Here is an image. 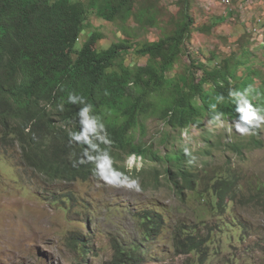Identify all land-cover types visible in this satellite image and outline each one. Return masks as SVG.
Returning <instances> with one entry per match:
<instances>
[{
    "label": "trees",
    "instance_id": "16d2710c",
    "mask_svg": "<svg viewBox=\"0 0 264 264\" xmlns=\"http://www.w3.org/2000/svg\"><path fill=\"white\" fill-rule=\"evenodd\" d=\"M136 3L137 10H134ZM177 4L180 8L179 17L170 18L168 21L174 27L172 31L166 32L164 29L162 37L158 40L146 41L136 49L137 55L150 56L146 65L127 66L125 55L136 47L130 37L99 52L94 46L103 38V34L92 31L75 49L78 56L89 66H81L82 70L78 72V76L87 75L94 80L95 94L101 89H106L128 96H155L156 100L158 97L165 99L168 96L164 102L154 104V108L169 99V87L179 89V86H182L189 89V79L197 77L199 72L203 78H197L203 84L194 87L195 93L206 94L203 85L210 84L211 94L221 99L227 97L233 89L247 87L253 73L258 72L252 70L253 54L246 51L242 53V49L239 55H231L219 65L212 64V59L217 58L216 52L210 54L213 58L208 61L191 55L188 59L189 63L193 60L191 73H185L181 76L184 79L179 85L173 86L175 81L170 73L182 58L184 49L190 50L194 33L201 31L212 35L219 19L217 17L214 24L205 22L200 24L203 27H196L195 0H178ZM92 12L113 23L116 18L127 21L132 17L141 22L143 27L145 24H148V27H162L157 20L159 11L152 0H0V164L4 165L5 160L15 158L12 149L17 146L26 156H30L32 146L49 141L56 143L67 153L85 156V149L70 142V133L65 127L66 124L75 123L71 107L62 102H55L50 108H45L38 99L46 88L42 66L45 65L50 70L58 61L66 63L71 60L70 55L65 52V47H71L72 42L75 45L82 32L91 27L89 15ZM54 42H57V46ZM198 50L202 56L209 53L202 48ZM243 58L250 63L249 66L242 64ZM242 66L250 69V72L241 78L234 76L233 69ZM105 72L109 73V76ZM229 77L234 79V86L228 81ZM258 77L263 79L260 74ZM222 81L226 83L222 85ZM95 102L100 106L97 99ZM99 106H94L95 112L101 114L108 125L107 131L112 140L110 152L115 155V148L122 149L126 145V131L117 127L115 118L107 116ZM169 108L166 104L161 105L153 113H166ZM171 108L175 109L174 106ZM191 121L193 119L187 114L176 111V118L172 123L184 127ZM180 171L186 180L196 183L195 194L200 202L197 211L199 215L210 212L209 214L219 219L230 215L232 220L228 225L235 228L239 225L234 211L237 202L243 206L264 204V178L261 173L248 175L241 164H210L202 170H193L182 165ZM244 180L248 183L245 184ZM69 201L75 202L76 197L66 198L64 204ZM218 212L221 214L217 215ZM153 218L156 220L153 221ZM166 221L164 214H148L147 219H141L139 228L141 231L143 227L144 234L148 237L158 236L172 229L179 253L190 254L184 264H206L216 255L207 245L208 239L198 228L191 229L188 224L174 230ZM149 222L153 224L146 225ZM69 241L73 247H81L84 257L94 250L89 246L90 238L83 232L72 233ZM111 241L114 255L104 264L147 262V257L141 252V246L125 230H118ZM254 250L264 252V246H252L245 253ZM196 255L200 256L198 260L194 259ZM261 256L262 254H259L258 258ZM247 259L254 260V257Z\"/></svg>",
    "mask_w": 264,
    "mask_h": 264
},
{
    "label": "clouds",
    "instance_id": "9594fccd",
    "mask_svg": "<svg viewBox=\"0 0 264 264\" xmlns=\"http://www.w3.org/2000/svg\"><path fill=\"white\" fill-rule=\"evenodd\" d=\"M223 1L228 6L232 2V0ZM15 24L17 25L16 22ZM88 36L90 34L83 31L75 45L72 41L71 47L66 45L65 52L70 55V61L66 63L58 61L50 70L45 65L42 66L46 88L38 99L45 108H50L55 102H62L71 107L75 123L66 124L65 127L70 133V142L85 149V156L79 157L67 153L52 141L36 144L37 150L27 156L31 161L29 166L20 167L13 163V170L18 169L20 179L29 182L33 196H40L53 205L64 207V200L75 198V194L72 192L60 194L59 189L50 188L55 185L73 184L92 179L101 184L96 194L103 195L108 190L113 191L107 200L97 199L98 195H95L96 209L116 211L118 206V218L124 215V211H129L132 220L136 223L134 225L136 233H131L115 220L111 224L113 229L110 233L111 245L113 246L112 236L120 229L125 230L141 246L142 254L147 257V262L144 264L164 261V258H159L156 251H161V242L166 237L170 240V260L177 256H184L185 262L190 256V254L179 253L172 229L153 237L145 235L143 227L140 231L141 219H147L148 214L156 213L164 214L167 224L174 230L188 224L191 225V229L198 228L190 221L193 217H198L199 222L204 223L205 232L200 231L199 228L198 230L205 235L208 239L207 245L216 254L206 264H264V252L258 260H248L243 257L247 249L256 244V238L264 234V223L261 222V218H264V204L251 205L249 222H242L237 211L245 206L237 202L238 205L234 211L239 225L235 228L228 225L232 220L230 215H226L223 219L209 214L210 212L199 215L197 211L200 202L195 194L196 183L186 180L180 171L182 165L193 170H202L210 164L219 166L232 163L236 166L242 164L240 161L246 158L247 152L263 147L264 76L261 71L252 69L258 73H253L247 87L233 89L227 97L221 99L211 94L210 84L203 85L206 94L195 93L194 87L203 83L197 77H191L189 89L182 86H179V89L169 87V93H171L169 99L172 102L167 99L168 102L160 103L154 108V104L164 102L168 96L165 99L158 97L159 99L156 100L155 96H128L106 89H101L95 94L94 80L87 75L78 76L82 67L89 66L78 56L75 49ZM54 43L57 46V42ZM94 49L103 51L99 43L94 46ZM191 55L201 58L200 52L195 55L193 49L187 55H183L180 60L184 62V59ZM146 57L149 60L150 56ZM227 57L223 55L220 62L216 61L217 58L212 59V64L219 65L228 59ZM181 67L182 64L178 62L170 73L172 80L175 81L173 86L179 85L184 79L181 77L185 75L181 73ZM241 68H234L233 75L241 78L250 72L249 69L247 73L240 74ZM106 74L109 76V73ZM259 74L263 79L257 78ZM228 81L234 86L232 77H229ZM225 83V81L221 82L222 85ZM95 99L99 101L100 106L96 104ZM165 104L170 107L166 113L165 111L153 113ZM94 106H99L107 116L114 117L117 127L126 131V145L122 149L115 148V155L110 152L112 140L107 131L108 125L101 114L95 112ZM172 106L175 109H172ZM176 111L187 114L193 121L184 127L173 125ZM206 117L218 123V132L214 136L204 135L205 144L202 145L196 141L193 130H204L205 127L201 128L199 124ZM224 126L226 127L223 133L224 141L217 146L219 133ZM153 127L156 134L151 132ZM174 131L177 132L176 135ZM249 146L251 149L248 150ZM17 148L20 147L17 146ZM224 150L231 153L226 155L228 159L224 163H214L213 158ZM231 155L237 158L233 159ZM13 159L9 158L8 161L11 163ZM133 187L143 192H160L164 189L172 191L183 204L186 212L179 211L171 214L167 208L156 205L160 198L155 196L135 195L132 199L123 200L120 191ZM219 214L221 212L217 213ZM210 218L216 220L215 225L210 224ZM155 220L153 218V221ZM151 224L153 223L149 222L146 225L151 226ZM225 235L228 236L227 242H225ZM251 239L254 241L250 242ZM95 253L96 249L85 257ZM199 257L196 255L194 259L198 260Z\"/></svg>",
    "mask_w": 264,
    "mask_h": 264
},
{
    "label": "rangeland",
    "instance_id": "374dc122",
    "mask_svg": "<svg viewBox=\"0 0 264 264\" xmlns=\"http://www.w3.org/2000/svg\"><path fill=\"white\" fill-rule=\"evenodd\" d=\"M152 1L159 11L157 20L162 27H148V24L143 27L141 22L132 17L127 21L116 18L113 23L92 12L89 15L91 27L86 32L90 34L92 31H97L103 34L99 44L103 49L113 43L124 42L125 38L130 37L136 47L125 55L126 62L134 66L146 65L147 57L137 55L136 49H139L146 41L158 40L162 37L164 29L166 32H171L174 27L168 21L171 20L170 18L179 17L180 10L178 0ZM195 4L196 27H203L200 24L205 22L214 24L216 18L219 19L212 35L196 31L193 44L189 49H194L195 55L199 53L198 48L204 49L205 52L209 51L207 55H201L203 60H210L212 57L210 54L216 52L217 62L222 61L223 55L228 57L239 55L242 49V53L246 51L253 54L252 68L261 71L264 76V0H232L229 6L223 0H195ZM137 5L136 3L133 7L134 10H137ZM190 50L184 49L183 55L190 53ZM188 59L189 57H186L184 62L179 59L178 62L182 64L181 73L190 72L191 64ZM242 64L250 65L244 58ZM248 70L247 67L242 66L239 73H247ZM199 126L205 129H195L193 134L196 141L202 145L205 144L204 135L214 136L218 132V123L212 122L209 117L204 118ZM225 128L224 126L219 133L217 146L224 141ZM151 132L156 134L154 127ZM174 134L176 135L177 132L174 131ZM228 154L231 153L225 150L220 151L213 158L214 163H224L228 159L226 157ZM231 156L233 159L237 158V156ZM240 162L248 175L261 173L264 178V145L247 152L246 158ZM244 182L248 183L247 180ZM100 187L101 184L93 179L52 186L50 189H59L60 194L72 192L77 198V201L59 207L40 196L34 197L29 182L21 180L18 169L13 170L10 162L5 160L4 165L0 164V264H104L110 260L114 255V248L110 242V233L113 232L112 222L117 220L131 233H136L134 228L136 223L132 220L129 211H124V215L118 218V211L97 210L95 195H98L96 193ZM111 193L113 191L108 190L107 193L98 195L96 198L107 200ZM120 194L123 200L132 199L135 195L155 196L160 198L156 205L167 208L171 214L179 211L186 212L180 200L172 191L166 189L160 192H143L133 187L121 190ZM237 214L242 218V222H249L250 205L241 207ZM190 221L200 231L205 232V225L199 222L198 217H193ZM209 222L216 224L213 218H210ZM261 222L264 223V218H261ZM78 232H84L87 238H90L89 245L96 249L95 254L84 257L81 247L79 249L73 247L69 238L72 233ZM227 237V235L224 236L225 242ZM253 241L251 239L250 242ZM255 241L254 246H264V234L258 236ZM169 242L168 237L162 240L161 251L156 252L159 258H164V261H158L156 264H183L184 256H177L170 260ZM259 254L263 252L254 250L244 253L243 257L247 259L253 256L254 260H258Z\"/></svg>",
    "mask_w": 264,
    "mask_h": 264
},
{
    "label": "water",
    "instance_id": "95a60500",
    "mask_svg": "<svg viewBox=\"0 0 264 264\" xmlns=\"http://www.w3.org/2000/svg\"><path fill=\"white\" fill-rule=\"evenodd\" d=\"M27 136V135H26ZM15 152V159L11 160V166L13 168V164L15 163L20 167L29 166L31 164V161L29 158L23 153L21 148H14L12 149ZM37 150V146L34 145L31 148V152H35Z\"/></svg>",
    "mask_w": 264,
    "mask_h": 264
},
{
    "label": "bare ground",
    "instance_id": "6f19581e",
    "mask_svg": "<svg viewBox=\"0 0 264 264\" xmlns=\"http://www.w3.org/2000/svg\"><path fill=\"white\" fill-rule=\"evenodd\" d=\"M84 31H85V30H84ZM101 40H102V39H101ZM101 40H99V44H100ZM113 44H114V43H113ZM113 44H112V45H113ZM110 46H111V45H110ZM110 46H109V47H110ZM109 47H108V48H109ZM106 49H107V48H106ZM189 58H190V57H189ZM192 61H193V60H191L190 64H192ZM126 63H127V62H126ZM127 66H131V64H128V63H127ZM133 66H134V65H133ZM191 68H192V67H191ZM191 71H192V70H190V72H189V71H188V72L191 73ZM193 72H194V71H193ZM196 76H197V77H200V78H203V76H202V74H201L200 72L197 73Z\"/></svg>",
    "mask_w": 264,
    "mask_h": 264
}]
</instances>
